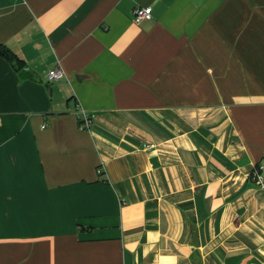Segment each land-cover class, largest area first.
Returning <instances> with one entry per match:
<instances>
[{
	"label": "crops",
	"instance_id": "1",
	"mask_svg": "<svg viewBox=\"0 0 264 264\" xmlns=\"http://www.w3.org/2000/svg\"><path fill=\"white\" fill-rule=\"evenodd\" d=\"M0 44V264H264V0H0Z\"/></svg>",
	"mask_w": 264,
	"mask_h": 264
},
{
	"label": "built area",
	"instance_id": "2",
	"mask_svg": "<svg viewBox=\"0 0 264 264\" xmlns=\"http://www.w3.org/2000/svg\"><path fill=\"white\" fill-rule=\"evenodd\" d=\"M152 15L151 7L146 8H136L133 11V23L135 25L140 24L143 21L150 20ZM64 77V71L60 68H54L50 70L47 75L46 79L49 82H54L60 80ZM92 114H87L85 112H81L79 117V129L82 131H89L92 123ZM262 167L258 166L255 167L251 173V177L256 181L260 188L264 189V176L261 174Z\"/></svg>",
	"mask_w": 264,
	"mask_h": 264
},
{
	"label": "trees",
	"instance_id": "3",
	"mask_svg": "<svg viewBox=\"0 0 264 264\" xmlns=\"http://www.w3.org/2000/svg\"><path fill=\"white\" fill-rule=\"evenodd\" d=\"M0 57L7 59L13 67L20 68L22 62L3 44H0Z\"/></svg>",
	"mask_w": 264,
	"mask_h": 264
}]
</instances>
